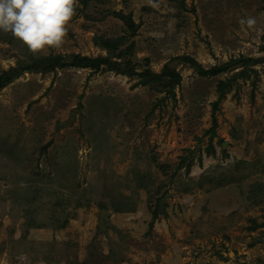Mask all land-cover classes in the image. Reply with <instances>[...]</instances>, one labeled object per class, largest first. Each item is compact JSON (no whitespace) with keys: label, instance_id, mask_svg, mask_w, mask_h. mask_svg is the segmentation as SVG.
I'll return each mask as SVG.
<instances>
[{"label":"rangeland","instance_id":"1","mask_svg":"<svg viewBox=\"0 0 264 264\" xmlns=\"http://www.w3.org/2000/svg\"><path fill=\"white\" fill-rule=\"evenodd\" d=\"M52 55L0 90V264H264V0H78ZM41 57L0 32V74Z\"/></svg>","mask_w":264,"mask_h":264},{"label":"clouds","instance_id":"2","mask_svg":"<svg viewBox=\"0 0 264 264\" xmlns=\"http://www.w3.org/2000/svg\"><path fill=\"white\" fill-rule=\"evenodd\" d=\"M78 0H0V32L10 33L34 57L59 51L68 35ZM253 28L256 19H242Z\"/></svg>","mask_w":264,"mask_h":264},{"label":"trees","instance_id":"3","mask_svg":"<svg viewBox=\"0 0 264 264\" xmlns=\"http://www.w3.org/2000/svg\"><path fill=\"white\" fill-rule=\"evenodd\" d=\"M183 5V4H182ZM113 16L118 17L119 19L123 20L125 25L127 26L128 30L131 31L132 35L136 34L137 28L139 27L138 24L135 23V21L132 19V16H125L122 15L119 12H113ZM96 43L102 47H105L110 53L115 52L120 49L123 42L120 40H112V39H97ZM126 52L120 53V56L125 54ZM182 62L189 64L196 68L200 76L203 77H214L219 74H222L232 66V64H236L235 62L231 64H226L222 66H214L211 69H205L202 65L198 64L197 61L194 58H191L189 56H181L178 58ZM248 63L251 61V59L246 60ZM247 62L245 64L247 65ZM66 66H69L66 63V59L64 56L61 55H52L48 57H41L40 59L34 60L31 63H22L17 68H12L8 71H4L0 74V90L5 88L7 85H9L14 79L18 78L20 75H22L25 72H53L56 69H61ZM70 66H74L77 68H90L97 71H100L103 67H108L110 70H115L116 72L125 73L129 75L137 74L135 71V67H131V69L122 68V65L117 62L111 61L109 58L106 57H86L81 55H73L72 56V62L70 63ZM139 76L147 77L150 79L148 82H144V85H147L149 83H152L154 81H157L159 86L164 87L166 86V81H169L171 83V86L174 84H179L181 77L180 75L171 70L170 68H165L162 75H155L150 70H146L144 72L139 73ZM238 76V75H236ZM236 77L232 79V81L226 82L221 81L219 83V99L215 103L214 108L215 111L218 108L219 102L225 98L227 92L232 88V82L236 81ZM217 121L216 119H213V128L211 129L212 132H215V129L217 127ZM251 229H256L257 224H253V226L250 227Z\"/></svg>","mask_w":264,"mask_h":264}]
</instances>
